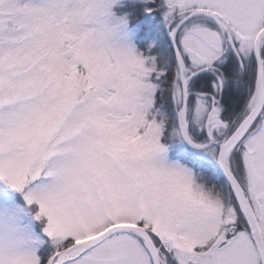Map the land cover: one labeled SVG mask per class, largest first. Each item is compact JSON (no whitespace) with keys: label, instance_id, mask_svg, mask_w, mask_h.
<instances>
[{"label":"snow or ice","instance_id":"6c2138e0","mask_svg":"<svg viewBox=\"0 0 264 264\" xmlns=\"http://www.w3.org/2000/svg\"><path fill=\"white\" fill-rule=\"evenodd\" d=\"M0 264H264V0H0Z\"/></svg>","mask_w":264,"mask_h":264}]
</instances>
